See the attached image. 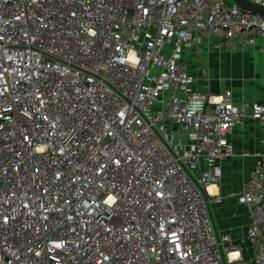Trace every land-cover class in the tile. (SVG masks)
<instances>
[{
  "label": "built area",
  "instance_id": "built-area-1",
  "mask_svg": "<svg viewBox=\"0 0 264 264\" xmlns=\"http://www.w3.org/2000/svg\"><path fill=\"white\" fill-rule=\"evenodd\" d=\"M258 39L235 1L0 0V264L242 261L208 186L264 102L204 90L186 52ZM237 199L264 264V154Z\"/></svg>",
  "mask_w": 264,
  "mask_h": 264
},
{
  "label": "crops",
  "instance_id": "crops-1",
  "mask_svg": "<svg viewBox=\"0 0 264 264\" xmlns=\"http://www.w3.org/2000/svg\"><path fill=\"white\" fill-rule=\"evenodd\" d=\"M204 43L199 59H195V61L201 60V68L193 69V64L189 65L197 76L199 86L214 93L231 89L235 95L244 94L264 102L262 39H258L253 46L235 48L231 46L230 41L224 42L221 46H215L214 42L209 41ZM192 47L187 48V51L193 53ZM204 71L207 73L206 76ZM243 78L244 83L241 81ZM231 138L235 154L223 162L222 183L211 184L215 185L217 190L212 192L210 185L208 186L210 208L215 230L221 234H229L239 243L242 261H248L252 248L246 240L245 232L250 216L247 207L239 203L237 193L249 173L258 167L260 158L264 154V124L248 117L236 126ZM216 194H220L222 199L216 200Z\"/></svg>",
  "mask_w": 264,
  "mask_h": 264
},
{
  "label": "rangeland",
  "instance_id": "rangeland-1",
  "mask_svg": "<svg viewBox=\"0 0 264 264\" xmlns=\"http://www.w3.org/2000/svg\"><path fill=\"white\" fill-rule=\"evenodd\" d=\"M215 46H221V45H223V44H219V43H216L215 42V44H214ZM199 53L196 51V52H194V53H191V52H186V62H187V64L188 65H190V64H193L192 65V68L193 69H196V68H201V66H202V62H201V60L199 61V60H197V61H195V59H199ZM193 62V63H192ZM205 65H207L206 63H205ZM208 66V65H207ZM191 68V69H192ZM210 71V70H209ZM199 72H201V71H199ZM210 74L212 73L211 71L209 72ZM216 73H217V71H216ZM242 73V72H241ZM204 74H205V76H206V71H204ZM212 75V74H211ZM241 81H242V83H244V78L243 79H241ZM244 91H246V90H244ZM217 217V216H216ZM240 264H244V263H247V261H241V262H239Z\"/></svg>",
  "mask_w": 264,
  "mask_h": 264
},
{
  "label": "water",
  "instance_id": "water-1",
  "mask_svg": "<svg viewBox=\"0 0 264 264\" xmlns=\"http://www.w3.org/2000/svg\"><path fill=\"white\" fill-rule=\"evenodd\" d=\"M233 1H235L238 5L249 11L264 13V6H260L249 0H233Z\"/></svg>",
  "mask_w": 264,
  "mask_h": 264
},
{
  "label": "bare ground",
  "instance_id": "bare-ground-1",
  "mask_svg": "<svg viewBox=\"0 0 264 264\" xmlns=\"http://www.w3.org/2000/svg\"><path fill=\"white\" fill-rule=\"evenodd\" d=\"M209 188L212 190V192L217 190V188H216V186H215V185H210V187H209Z\"/></svg>",
  "mask_w": 264,
  "mask_h": 264
}]
</instances>
